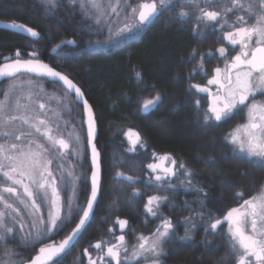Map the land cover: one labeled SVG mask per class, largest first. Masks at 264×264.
Returning a JSON list of instances; mask_svg holds the SVG:
<instances>
[{
    "label": "trees",
    "instance_id": "1",
    "mask_svg": "<svg viewBox=\"0 0 264 264\" xmlns=\"http://www.w3.org/2000/svg\"><path fill=\"white\" fill-rule=\"evenodd\" d=\"M82 16L66 3L61 4L55 16H47L39 0H0V23L25 24L40 34L35 40L24 39L25 35L0 27V64L15 59H39L49 64L82 88L97 121L102 190L92 221L77 244L62 257V264H88L89 256L97 259L103 254L93 247L96 242L117 243L120 235H124L126 245H135L140 235L151 237L164 218L170 219L177 234L183 236L185 217H191L196 225L193 238L165 244L163 264H217L229 244L228 225L225 222L218 226L215 235L206 236L208 213L222 219L228 210L243 202L237 192H242L243 198L247 199L256 195L260 185L264 184V166L250 163L245 154L234 151L226 139L246 122L247 111L241 108L231 118L205 124L203 114L210 106V95L192 87L209 86L207 81L215 75L214 69L222 60L216 51L220 30L202 26L205 35L200 36L192 31L196 26L193 19L173 17L172 11H166L153 26L142 29L135 38L96 50L94 46L104 43L108 32L99 33L95 26L90 31L84 28L87 23ZM232 18L233 15L229 19ZM62 40H75L76 46L61 44ZM58 44H61L60 49L54 54L52 51ZM193 50L197 52L195 57L192 56ZM33 52L37 53L36 57L31 56ZM209 52L214 54L209 56ZM201 56L203 70L198 67ZM136 73L141 74L142 81L137 80ZM30 77L43 81L47 90H56L57 95H63L60 83ZM7 83L6 80L0 82V89H4ZM156 93L161 95V100L149 110L142 111V103L153 99ZM62 97L63 103L57 102L52 110H62L66 100L64 95ZM69 98L72 99L71 105L68 113L62 110L63 120L60 122L63 135L67 134L64 137L54 135L65 139L69 147L58 153L48 145L50 151L47 155L54 157L50 166L57 186L62 187V200L72 196L75 188L78 203L86 206L92 167L84 109L75 102L74 96L69 95ZM68 126L74 129L69 130ZM129 129L139 133L142 140L136 151H130L131 144L125 137ZM72 130L79 131L82 136L85 147L82 159H78L73 151L79 144L75 142L78 133ZM0 133L3 132L0 130ZM156 155H170L178 163L186 164L196 174L194 183L203 188V193L186 191L176 178L170 181L178 185L176 189L161 191L154 178L149 184L147 165ZM209 158L215 163H208ZM117 172L132 176L134 181L117 176ZM153 195L169 197L158 209L154 206L155 216L145 208L148 197ZM200 201L205 207H201ZM200 213H203L204 220ZM118 219L127 220L128 224L121 229ZM78 222L79 216H74L62 231L50 234L35 247L18 246L19 242L14 239L8 241L7 247L15 248L25 259L34 257L39 247L58 244ZM107 246L105 244V251ZM0 258H3L2 254ZM109 262L115 264L109 257L98 264ZM140 264L148 262L141 260ZM224 264L234 262L227 259Z\"/></svg>",
    "mask_w": 264,
    "mask_h": 264
},
{
    "label": "snow or ice",
    "instance_id": "2",
    "mask_svg": "<svg viewBox=\"0 0 264 264\" xmlns=\"http://www.w3.org/2000/svg\"><path fill=\"white\" fill-rule=\"evenodd\" d=\"M39 3L47 16H55L61 4L64 3L78 6L84 15L85 22L91 20L96 25H100L104 17L109 14L107 10L110 9V12L116 14L117 17L120 16L121 11H124L122 22H106L108 37L105 42L110 44L135 38L145 25L151 23L154 18L165 11H172L173 17L194 19L196 26L192 31L200 36L205 35L202 26L203 28L211 27L213 30L219 26L221 39L227 40L234 47L239 46L240 50L227 60L223 69L216 67L215 75L207 81L208 85H217L218 89L207 112L203 114V121L208 124L213 120H226L231 118L235 111L241 110V106L246 108V122L239 125L226 139L230 141L233 150L245 154L250 163H259L264 166V100L256 99L258 94L264 96V0H247L246 4L242 0H224V2L221 0H176L175 4L173 0H137L136 7H132L128 0H123V8H121L122 0H107V4L104 0H39ZM176 8L179 10L173 11ZM238 10L245 14L236 15ZM129 12L131 15L128 14ZM231 15H235V19L229 23ZM7 27L26 31L32 37L40 35L33 28L16 22L10 23ZM87 27L91 29L92 25L88 24ZM225 28L230 30L224 31ZM61 44L75 45L76 41L62 40ZM61 44L56 45V48H60ZM216 51L221 58L228 54V49L225 47H220ZM213 54L212 52L208 53L209 56ZM19 55L20 53L17 51L16 56L19 57ZM196 55V50H193L192 56ZM31 56L36 57L37 53L33 52ZM5 59L7 60V58ZM203 65L204 59L201 56L198 67L203 70ZM20 73H36L39 76L52 78L54 82H62L64 96L72 95L75 97V102L83 101L84 110L88 116L87 136L88 142L91 144L93 170L86 206L78 203L79 196L76 194L75 188H73L72 196L62 200L56 178L50 170L52 160L45 158V153L50 151L48 147L35 139L28 141L27 150L15 143L8 145L7 148L4 144H0V154H4V159L8 161L7 165L0 162V175L6 181L11 182L10 185L0 188V203L5 209L11 210L10 212L0 211V254L3 257L0 258V264H62L63 254L86 225L93 212L94 204L97 202L98 194L102 190L100 154L97 152L95 144L92 143L96 134V121L92 106L86 99H83L84 92L67 75L41 63L39 59H15L10 63L0 64V78H15ZM136 78L138 81H142L140 73H136ZM10 87L14 89L15 84ZM192 87L199 92H209L208 87L199 85H192ZM8 95V92L4 93L5 98ZM57 99L59 103H63V100ZM160 100L161 95L156 93L153 99L142 103L141 110H149ZM196 103L198 105L199 101ZM6 107L7 105L0 101V122L7 125L20 120L23 125L34 129L35 133L45 138L51 148L58 153L60 149H68L69 145L66 140L53 136L52 129L47 126L44 119L36 116L33 121L30 116L8 115L4 111ZM16 107L17 109L21 107L19 100L16 101ZM39 107L44 109L45 105L40 104ZM2 135L9 136L11 133L4 132ZM25 135L30 136L32 133L21 132L19 136H16V139L20 140ZM126 135L133 145L130 151H135V145L141 140L139 133L129 129ZM76 139L79 140V137L77 136ZM8 152L14 154L9 155ZM159 160L168 162L169 166L161 163L148 164L147 168L151 170L149 184H152L154 178L159 190L176 189L178 185L170 182L171 178L175 177L179 181V185L184 186L186 191L203 193V188L194 183L196 174L186 164L178 163L170 155L161 156ZM207 162L215 163L212 158H209ZM153 174H155L154 177ZM68 175L71 176L72 173L69 172ZM117 176H124L126 180L134 181L132 176H125L122 172H117ZM25 178L30 182L29 184L25 183ZM61 179H64L63 174ZM15 185L23 188L30 204L20 197ZM30 185L35 186V191ZM3 193L17 197L19 203L24 206L23 214L22 209L9 203ZM204 195L207 194L204 193ZM236 195L243 202L228 210L222 219L215 217L211 212L208 213L205 235H215L218 226L226 222L229 244L224 256L217 264H224L227 259H232L234 264H264V184L260 185L256 195L247 199L243 198L242 192H237ZM168 200V196H150L145 208L147 212L155 216L157 212L154 211V206L158 209L161 203ZM199 203L201 207H205L203 201ZM42 209L44 210L42 211ZM200 215L204 220L203 213ZM25 216L32 218L27 224V231H25ZM74 216H79V222L71 233L58 244L50 243L39 247L34 257L25 259L15 251V248L7 247L9 239H16L17 236H19L18 246L35 247L48 239L51 233L62 231L68 223H71ZM184 219L185 232L183 236L177 234L170 219L164 218L161 226L155 230L151 237L140 235L135 245H126L124 235L117 238V243L98 241L93 247L103 254L99 255L97 259L89 256L88 264L104 262L105 257L111 258L115 264H131L132 261L140 264L141 260L148 264H163L162 257L166 255L165 244L177 240L189 241L193 238V229L196 225L192 223L191 217ZM117 222L121 229L128 224L127 220L118 219ZM105 244L108 245L106 251ZM84 251L85 254L88 253L87 249Z\"/></svg>",
    "mask_w": 264,
    "mask_h": 264
},
{
    "label": "rangeland",
    "instance_id": "3",
    "mask_svg": "<svg viewBox=\"0 0 264 264\" xmlns=\"http://www.w3.org/2000/svg\"><path fill=\"white\" fill-rule=\"evenodd\" d=\"M105 4H107V0H104ZM129 3H131L132 7H136L137 4V0H128ZM221 2H224V0H221ZM243 3H247V0H242ZM173 3H176V0H173ZM68 5V4H66ZM70 6V5H68ZM72 7L77 13L80 12V9L78 6H70ZM121 8H123V0H122V4H121ZM188 10V9H185ZM210 10H215V9H210ZM108 11V15H106L104 17V19L102 20L100 25H96L94 24L91 20H88L84 26V28L87 27L88 24H91L93 28V26H95V29L101 33V32H108L107 26H106V22L107 21H116V22H122L125 12L121 11L120 16L117 17L116 14L111 13L110 9L107 10ZM166 12V11H165ZM163 12V13H165ZM129 15H131V13H128ZM162 14V13H161ZM160 14V15H161ZM245 13L243 11H237L236 15H244ZM83 15V14H82ZM159 15V16H160ZM232 16V15H231ZM83 20L85 21L84 15L82 16ZM235 19V15H233L232 19H229V23L232 22V20ZM194 20V19H193ZM217 28L219 29V26H217ZM87 29L90 31V29L87 27ZM144 29V28H143ZM230 29L225 28L224 31H228ZM221 36V35H220ZM111 44L110 43H101L100 45L94 46V48L96 50H102V49H106L108 47H110ZM224 46L225 48L228 49V53H232L234 52L237 48H239V46H232L228 43L227 40H224ZM93 48V46H92ZM55 53V52H54ZM37 80L31 78L28 75H18L14 78V80H10L6 85L3 92H1L0 94V98H2L0 101L4 102L5 105H7V107L5 108V113H7L8 115H16V116H30L33 118V121H35L36 116H39L40 119H44L47 122V126L50 127L52 129V135L54 136L56 133L58 136L60 137H64L66 136L67 133H65L63 135V127H62V123L60 124L61 120H63L62 117V110H64V112L68 113V107L69 105H71V103H69V101L72 102V99L69 98V96H64L65 100V106L62 107V110H52L53 107L55 106V104H57L58 99L62 100V94L57 95L55 92H57L56 90H47L45 83L41 80ZM15 84V88L12 89L10 87V85ZM209 88V92H203L205 94H209L210 95V102L209 104L211 105L212 103V98L214 95H216L217 93V89L218 86L217 85H209L207 86ZM8 92L9 95L7 98H5L4 93ZM58 93V92H57ZM29 96H31V99H29ZM259 96V94L257 95V97ZM19 100L21 107L19 109H17L16 107V101ZM259 100V99H258ZM56 102V103H55ZM40 104H44L45 108L44 109H40L39 105ZM241 108H243V106H241ZM51 109V110H50ZM245 111H247L246 108H244ZM71 112V110H70ZM57 113H59V116H57ZM58 126V127H57ZM43 127V126H42ZM68 129H74L73 126L72 128L70 126H68ZM0 130L1 132H9L11 133V135L9 136H5L6 140L4 141V135H0V144H4L5 147L7 148L8 145H11L13 143L20 145L22 147L25 148V150H27V146H28V141L35 139L37 140L39 143H42L45 145V147H48L49 143L47 142V140L43 137H41L39 134L35 133L34 129H29L26 125L22 124V121L20 120H16L10 124H3L2 122H0ZM21 132H31L32 135L28 136H22L20 140L16 139V136H19L21 134ZM72 132H74L75 134H77L79 136V140L75 141L77 144H79V146H77L73 151L76 155V157L78 159H82L84 156V144L81 142L82 136L79 133V131L76 130H72ZM128 132V131H127ZM135 132V131H134ZM1 134V133H0ZM63 135V136H62ZM72 135V134H71ZM76 137V136H75ZM126 139L129 141L128 136L125 134ZM141 138V137H140ZM134 139V138H133ZM3 140V142H2ZM130 142V141H129ZM142 140H140V143H138L137 145H135V151L138 149V146L141 144ZM131 144V142H130ZM33 148L35 147L34 145L32 146ZM131 148H133V145L131 144ZM137 148V149H136ZM57 152V151H55ZM9 155H13L14 153L12 152H8ZM48 153H45V158L47 159H51L53 160L54 157L47 155ZM164 156V155H161ZM159 155L153 156V162L152 163H161L164 164L165 166H169L168 162L166 161H160L159 157H161ZM0 162H3L5 165L8 164V161L4 159V154H0ZM53 168H51L50 166V170L52 171ZM149 171L151 172V170L149 169ZM53 173V171H52ZM155 175V174H154ZM175 178V177H173ZM172 178V179H173ZM0 181H1V187H4L6 185H10L11 182L6 181L5 178L0 175ZM25 183L29 184L30 182L27 180V178H25ZM33 189V191H35V186L34 185H30ZM15 187L17 188V192L19 193L20 197L23 198L28 204H30L31 202L28 200L27 196L24 194L23 192V188L19 185H15ZM58 189L60 190V195L62 192V187H60V185L58 184ZM50 192V189H49ZM5 199L13 204L14 207L20 208L22 209V214H23V208L24 206L21 205L19 203V201L17 200V197L8 193H3ZM44 209H42L43 211ZM0 211H8L10 212V209H5L3 204L0 203ZM32 218L25 216L24 217V221L26 224V228L25 231H27V224L30 222ZM52 234V233H51ZM11 240V239H9ZM19 242V236L16 237V239ZM111 259V258H110Z\"/></svg>",
    "mask_w": 264,
    "mask_h": 264
},
{
    "label": "water",
    "instance_id": "4",
    "mask_svg": "<svg viewBox=\"0 0 264 264\" xmlns=\"http://www.w3.org/2000/svg\"><path fill=\"white\" fill-rule=\"evenodd\" d=\"M154 20H155V18H154ZM153 20V21H154ZM7 25H9L8 23H5V22H1L0 23V27H5V28H8V29H10V30H12V31H16V32H18V33H20V34H22V35H25V36H28V37H30V38H32V39H34L35 40V38H38V37H32L30 34H28L26 31H22V30H20V29H14V28H10V27H7ZM23 25H25V24H23ZM26 27H28L27 25H25ZM36 31V30H35ZM76 45V44H75ZM74 45V46H75ZM57 51V49H54L53 50V52H56ZM29 60V59H28ZM41 63H44V64H46L45 62H43V61H41V60H39ZM10 63V62H9ZM49 67H52V66H50L49 64H47ZM53 68V67H52ZM55 69V68H54ZM56 70V69H55ZM57 71V70H56ZM60 72V71H59ZM20 74H24V75H26V74H28V75H31L32 77H35V78H42V79H46V80H49V81H51V82H54L53 80H52V78H49V77H46V76H39V75H37L36 73H20ZM4 79H10V78H0V81H3ZM71 79V78H70ZM74 82V81H73ZM55 83H60L61 85H62V82H55ZM75 83V82H74ZM63 86V85H62ZM78 86V85H77ZM79 87V86H78ZM81 90H82V88H81ZM83 91V90H82ZM83 99H86L87 100V98L85 97V94H84V98ZM88 101V100H87ZM80 105H81V107H83V109H84V106H83V101L81 100L80 102H78ZM88 103H89V101H88ZM93 110V115H94V117H95V114H94V109H92ZM84 120H85V127H86V131H87V133H88V124H87V120H88V116H87V112L84 110ZM96 121V120H95ZM95 131H96V134H95V138H94V140L92 141V143H94L95 144V146H96V150H97V152H99V150H98V147H97V142H96V140H97V137H98V132H99V130H97V121H96V124H95ZM87 142H88V136H87ZM88 149H89V153H90V164H91V167H92V170H93V166H92V150H91V144L88 142ZM99 165H100V180H101V184H102V163H101V152H99ZM91 176H92V171H91V174H90ZM90 184H91V178H90ZM100 193L98 194V199H97V202L94 204V209H93V212L90 214V216H89V219H88V221L86 222V225L84 226V228L81 230V232L79 233V235L72 241V243H71V245H70V247H69V249H67L66 250V252L63 254V256H65L66 254H67V252L69 251V250H71L76 244H77V242H78V240L80 239V237L84 234V232L86 231V228H87V226L90 224V222L92 221V216H93V214H94V212L96 211V206H97V203H98V200H99V198H100ZM62 256V257H63Z\"/></svg>",
    "mask_w": 264,
    "mask_h": 264
},
{
    "label": "flooded vegetation",
    "instance_id": "5",
    "mask_svg": "<svg viewBox=\"0 0 264 264\" xmlns=\"http://www.w3.org/2000/svg\"><path fill=\"white\" fill-rule=\"evenodd\" d=\"M159 17V15L155 18V20L154 21H152L151 23H149V24H147V25H145L143 28L145 29V28H149V27H151V25L153 26L154 25V23H155V21H158V18ZM95 30V29H94ZM24 39H31L30 37H28V36H26V37H24ZM23 39V40H24ZM217 43H218V46H217V49L218 48H220V47H225L224 46V40L223 39H221V36H220V42L219 41H217ZM74 46V45H73ZM60 48H57V51L55 52V53H57L58 52V50H59ZM239 48H237L234 52H232V53H228L227 54V56L226 57H224V58H221L220 57V59H222L221 61H220V63H219V66L218 67H220V68H224V66H225V63L227 62V60L231 57V56H235L238 52H239ZM54 53V52H53ZM54 53V54H55ZM218 53V52H217ZM9 62V61H8ZM19 75V74H18ZM17 75V76H18ZM4 80H6V81H10V80H14V78H11V79H4ZM0 82H3V81H0ZM4 89H6V88H4ZM4 89L2 88V89H0L1 91H0V94H1V92H3L4 91ZM260 96V95H259ZM2 98H0V100H1ZM259 100H264V96H260L259 97Z\"/></svg>",
    "mask_w": 264,
    "mask_h": 264
}]
</instances>
